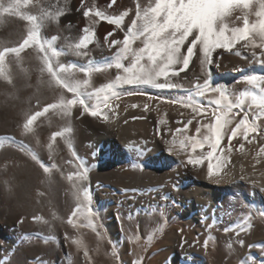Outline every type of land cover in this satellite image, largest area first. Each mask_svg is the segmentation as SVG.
<instances>
[{"label":"bare ground","instance_id":"6f19581e","mask_svg":"<svg viewBox=\"0 0 264 264\" xmlns=\"http://www.w3.org/2000/svg\"><path fill=\"white\" fill-rule=\"evenodd\" d=\"M39 7L38 11L42 13L49 9L66 12L57 23L60 31L54 34L53 42L59 40L62 45L76 46L85 35H91L93 44H101L98 27L101 18L93 15L94 23L87 31L82 24L85 21L81 23L85 12L101 10L100 5L94 8L66 0L45 1ZM5 18L0 21V32L8 27L10 19L6 22L8 17ZM34 23L36 21L32 19L23 21L24 33L20 41L11 36L12 40L4 50V62L8 65L6 78L0 84V121L5 135L0 139V148H5V153L0 154V171L3 172L0 183L6 184L9 193L17 197L19 205L12 211H23L26 205L24 195L29 185L28 205L34 212L29 222L38 228L55 227L79 232L86 226L92 228L89 220L96 218L102 221L103 232L115 238L116 234H122L124 219L138 220L131 239L124 245V264H237L228 259L232 248L224 249L218 240L234 239L238 244L247 237L254 221L264 219V152L260 151L264 148V133H250L247 139L238 133L230 140L231 131L240 122L237 119H242V114H233L235 119L211 159L206 155L211 151L208 145L193 151L189 138L202 139L206 129L202 127L198 134L196 128L219 120L217 113L208 112L211 106L217 108L215 99L219 97V92L211 91V88L224 87L223 82L238 75L246 84V75L254 71L264 84L263 73L247 68L248 62L242 59L239 60L241 69L234 71L237 63L232 64L233 58L225 54L224 49L215 50L211 60L221 53L227 63L203 65L200 63L203 53L197 47L187 70L180 71L179 76L170 75L168 81L163 77L158 81L181 87L161 89L151 85L118 84L114 89L118 95L109 100L112 107L107 110V121L103 119L104 112L100 117L82 115L79 106L74 107L70 115H65L59 108L48 106L58 104L60 99H72L73 94L58 85L44 70L43 53L39 52L38 46L35 43L24 45ZM37 23L42 34L55 28V24L41 16H38ZM192 38L189 36L185 42L182 54H186ZM113 47L115 45L102 52L99 50L97 57L110 58L115 53ZM52 50L60 54L52 57L54 68L63 64L72 69L71 73L61 74L69 83L87 78L80 68L98 69L92 73L89 91L114 82L121 74L115 65L105 67L96 60L93 64L73 53L61 52L55 43L48 49L49 55ZM25 58L29 61L22 62ZM123 63L127 66L128 62ZM180 67L177 65L173 70ZM205 80L210 88L201 96L197 84L203 86ZM225 95L228 96L227 91ZM86 102L95 106L94 100ZM189 102L201 107V113L194 114L184 106ZM226 103L227 100L224 101V110ZM145 105H148L147 109ZM45 108H48L47 112ZM36 113L42 114L37 116L31 131H25L23 125ZM188 120L192 123L188 124ZM249 120L251 122V115ZM57 132L61 135L53 139ZM241 143L244 144L243 151L240 150ZM169 147L173 149L171 153L167 150ZM41 149L46 150L47 156L40 153L33 158L32 155ZM190 156L203 157L202 162L193 166L187 163ZM209 163L213 164L214 172L219 169V175L212 179L207 176ZM44 168L49 171L45 172ZM85 170L87 178L77 179V174ZM69 176L73 179L69 180ZM220 177L223 179L217 184L216 179ZM84 189L88 190L90 201L83 199ZM73 197L77 199L75 204L71 203ZM0 203L3 205L0 212H11L7 200L1 198V192ZM129 205L138 208L127 209ZM89 209L93 213L91 218ZM123 212H126L125 218ZM147 221L150 223L146 225ZM39 236L47 242L56 239V236L45 234ZM257 236L259 248L242 250L239 264H253L255 261L262 264L264 261V237ZM118 239L125 241L126 238L118 236ZM140 240L145 241L146 248L154 243L146 255L138 247L137 241ZM95 255L104 264L120 262L117 253L110 257L103 248Z\"/></svg>","mask_w":264,"mask_h":264},{"label":"snow or ice","instance_id":"6c2138e0","mask_svg":"<svg viewBox=\"0 0 264 264\" xmlns=\"http://www.w3.org/2000/svg\"><path fill=\"white\" fill-rule=\"evenodd\" d=\"M111 3L114 4L115 0H111ZM259 3L261 8L257 13L258 18L254 23L249 22L247 15L244 14L241 17H237V19L243 21L242 26L232 27L231 29L227 25H224L223 22L225 17L232 14V9L209 19L200 11L198 6L190 4L189 0H159L155 7L149 2V6L143 12L137 8L136 18L131 23L130 30L126 34L122 46L118 48L116 53L115 68L121 70V74L116 76L114 82L97 88L94 91H89L91 87L90 80L93 71H98V69L91 67L80 68L79 71L85 73L87 78L82 81L69 83L62 78L61 74L66 72L71 73L72 69L66 68L63 64H58V67L54 68L52 57H58L60 54L52 50L51 55H49L48 49L51 48V44L41 42L40 24L37 23L38 17H30L36 23L33 25V30L28 33V38L24 41V45L31 46L32 43H35L38 46L39 52L43 53L44 70L58 85L73 94L72 99L66 101L60 99L58 104H50L48 108H59L65 115H70L72 109L79 106L82 109V115L90 114L92 117H100L101 113L104 112L103 119L107 121V110H110L112 107L109 104V100L118 95L114 90L116 85H151L161 89L181 87V85L174 83H159L158 81L161 77L165 78V81H168L170 75L179 76L180 71L187 70L194 55V50L198 45L203 53V58L200 61L203 65L212 63L211 57L215 50L224 49L232 51L241 42H243L241 50H247L252 60L254 59L264 64V0H259ZM88 15L89 13L85 12V16ZM96 15L101 19H105L104 14L101 12H97ZM126 15H128L127 12L119 17H108L107 19L110 23L119 26ZM45 18L47 19L46 13ZM194 33L195 35H193ZM110 35L112 33H108L105 39ZM189 36L193 38L187 47L186 54H182V46L188 41ZM91 39V35H85L80 40L79 44L76 45L77 55H88L87 52L79 50L87 49ZM136 41H140L142 46L133 47ZM111 43L119 45L121 42L112 41ZM257 49H259V52H257ZM123 61L128 62L127 66ZM177 65L181 66L180 69L173 70ZM108 67H112V65H108ZM2 71L3 69H0V72ZM245 80L248 85L254 86L255 90L241 91L235 103L225 95L227 89L224 87L210 89L211 91L219 92V97L215 99L218 109L225 108V100L228 101V104L226 110L219 112V120L217 122L214 124H203L196 128L198 134L201 133L202 127L206 129V132L203 133L202 139L189 138L193 151L197 147L208 145L211 151L207 152V158H213L228 130V126L232 124L235 116H241L242 114V119L235 129L231 131L230 140L235 138L238 133L242 134L244 139H247L250 133H255L260 127L255 121L264 117V84H262V78L258 75L249 76ZM197 88L200 89L199 94L203 96L209 90L210 85L205 80L204 85L197 84ZM92 100L95 101L94 107L86 102ZM101 104H103V109L101 108ZM184 106L190 108L194 114L201 113V107L196 104L189 102L185 103ZM144 107L147 109L148 105ZM48 108H45L44 111L47 112ZM233 108L238 109L235 116L232 114ZM253 109L257 110L254 115L252 114ZM41 114L36 113V115L27 119L23 125L25 131H31V126L36 121L37 116ZM250 114L254 117L252 122L249 120ZM161 122L163 123V121ZM191 123L192 120H188V124ZM60 135V132L55 133L53 139ZM181 143L183 144V142ZM167 150L169 153L173 151L171 147ZM240 150H244L243 143L240 144ZM260 151L264 152V148H261ZM202 159L203 157L190 156L187 163L196 166L202 162ZM44 171L47 172L49 169L44 168ZM214 175H219V169L214 172L213 164L209 163L207 166V176L209 179H212ZM76 178L86 179V170L85 172L78 173ZM68 179L71 180L73 177L69 176ZM222 179L223 177L216 179V183L219 184ZM83 199L85 201H90L91 199L87 189L83 191ZM88 215L89 218L93 215L91 209L88 210ZM85 256H87V252H85ZM262 264H264V261H262Z\"/></svg>","mask_w":264,"mask_h":264},{"label":"rangeland","instance_id":"374dc122","mask_svg":"<svg viewBox=\"0 0 264 264\" xmlns=\"http://www.w3.org/2000/svg\"><path fill=\"white\" fill-rule=\"evenodd\" d=\"M14 1L16 2V0H6V1L0 0V4H1L0 21L3 17L4 18L8 17L6 22H8V20L10 19L6 30L3 32H0V48H1L0 49V65H1L0 69H3V71L0 72V84H2V82L6 78V72H7L6 69H8V65L5 64L4 62L5 61L4 53L6 51V46L9 42H11L12 40L11 36H14L16 41H20L21 39L20 37L24 33L23 28H22L23 21L26 19H30V17H34L35 15V17L41 16L43 20L47 22L50 21L51 23L55 24V28L50 29L45 34H42L41 30L39 29L41 42H45L46 44H51L54 40L53 39L54 34L60 31L59 30L60 28L58 27L57 23L60 17H62L66 13V12H61L58 10L55 11L53 9L52 10L49 9L43 13L40 12V10L38 11V9L40 8L39 6H41L42 3H45V1L48 2V1H66V0H36V1L35 0H23L24 1L23 3L21 2V0H17L16 4L18 7L17 6L15 7L16 4L14 3ZM74 1L82 5L92 6L94 8H95V5L101 6L102 8L101 10H97V11L93 10L94 12L89 11L88 13L90 15L85 16V18L81 21V23L85 21L82 24H85V29L88 30V28L92 25V23H94L93 19H94L96 12H101L104 14L105 19H101L98 22V25H99L98 27L100 29V36H101V44L95 45L93 44V42H91L89 44V47H87V49H80L79 51L81 52L88 51L87 52L88 55L86 56L77 55L76 46L71 45V44L62 45L61 42H58L59 40L53 42L51 44V48L53 44L55 43L57 49H59V51L61 52L73 53L77 58L85 60L86 62H89V63H93V62L96 63L97 61V63L99 64L101 63L105 64L103 65L105 67H107L108 65H112V66L115 65L116 53L118 51V48L122 46V42L126 34L128 33V31L130 30L131 23L136 18L137 8H139L141 12H143V10L149 6V2L152 3L153 7H155L156 4L159 2V0H115V3L113 4L111 3V0H74ZM12 2L13 4H11ZM26 3H28L29 5ZM189 3L198 6L200 11L209 19L217 16L218 14L228 11L229 9H232V14L230 16L225 17L224 22H223L224 25H227L229 29H231L232 27L242 26L243 21L237 19V17H241L244 14L247 15L249 22L254 23L258 18L257 13L261 8L259 0H189ZM23 4L24 6L26 5L27 6L24 7ZM5 9L6 10L8 9V10L4 11ZM13 9L15 10L13 13H11ZM19 9H21L24 13H22V11ZM34 10L35 12H33ZM20 12H21V15H20ZM125 12H127L128 15L124 16V19L119 26L110 23L109 20L107 19L108 17H119L123 15ZM45 13L47 14V19L45 18ZM108 33H112V35L107 36V39H105ZM43 35L45 36L44 38L42 37ZM112 41H120L121 43L119 45H115L111 43ZM242 43L243 42H241L240 44H237L232 49V51H227L225 53V54H228L231 58H233L231 59L232 60L231 62L233 65L237 63L235 64L236 66L234 65L236 67V69L234 68V71L235 70L238 71L241 69L239 65V60L242 59L248 62L246 66L247 68L254 69V70L258 69L264 75V64H261L255 61L254 59L252 60L250 58V53L247 50H241ZM111 45H115V47H113V49L115 50L114 51L115 53L112 56H110V58L102 59L100 55H98L97 57L98 52L104 51ZM137 46H142L140 44V41H136L135 44L133 45V47H137ZM197 47H199V45ZM1 50L2 51L5 50L3 54H1L2 52ZM257 52H259V49H257ZM26 60L27 58L23 59L22 62L29 61V60L28 61ZM225 62L227 63L225 59L223 61V55L221 53H217L212 59L213 65H220ZM253 74L255 75V71L251 72L250 74L246 76L249 77V75L252 76ZM240 77L241 76L238 75L236 78L230 81L223 82L225 89H227V94L229 96V99H231L233 103L236 102V98L239 96V93L241 91H245L246 88H250L251 90L254 89V86H251V85L247 86V83L244 84L243 80ZM227 104H228V101L226 103V106ZM245 107H247V105H245ZM223 110L224 109H218L212 106L208 108V112L210 114L217 113L219 115V112ZM233 110L234 111H232V114L235 115L236 110L238 111V109L233 108ZM256 111H257L256 109H253L252 114L254 115ZM251 117H252V120H251L252 122L254 120V117L252 115ZM237 121H240V119H237ZM255 123L260 125V127L257 129V132L264 133V117H261L260 120L255 121ZM1 125H2V122L0 121V127H1L0 131L2 132L3 125L2 126ZM1 132H0V139L4 138L5 136L4 132L2 133ZM4 153H5V148L4 147L0 148V154H4ZM40 153L42 156H45V157L48 154L45 149H41L38 153H34L32 155L33 158H36L38 154ZM0 174H3V172L0 171ZM27 188L28 189H26V195H24L26 199V205L23 207L24 208L23 211L21 213H14L13 208L14 207L16 208L19 205L17 201V197L9 193V189L7 188L6 184L0 183L1 198L6 199L11 208L10 209L11 212H5V213L0 212V264H53V263L54 264H104V263L99 262L97 258L98 256L95 255V252L98 250H102V248H103V251L108 256L112 257L114 256V254L117 253L118 259H120L119 263L117 261L116 263H114L113 261H109L108 264H124L122 254L126 249L125 242L131 239L132 234H133L132 232L133 228L138 223L137 222L138 220L137 221H134V220L126 221V219H124L122 222L123 224V230L121 231L122 234H119V233L116 234L117 237L115 238H113L112 236L108 237V234L103 232L102 221L99 219L96 220V218H91L89 220L90 225L93 226L92 228H89L86 226L79 232H75L72 230H66V229L65 231L62 228H55V227L47 228V229L38 228L29 222L31 214H33L34 212L32 211V209H30L28 205V201H29L28 195L30 194L29 193L30 186L28 185ZM12 197L14 199H12ZM71 203L72 204L77 203V199L73 197L71 200ZM2 206L3 205L1 204L0 208H2ZM137 208L138 206L129 205L127 209L133 210ZM15 214L16 215L18 214V215L16 216ZM123 217L124 218L126 217V212H123ZM147 223L149 224L150 221H147L146 225ZM231 230H228V232H230ZM248 232L249 233L247 237L242 239L243 243H241L242 241L241 240L240 243H238L239 245L237 244V240L235 241L234 239L229 240L228 238L227 239L220 238L218 240L219 245H222L224 249L232 248L228 254L229 261H232V262L236 261L235 263L239 264L240 253L242 250H245L248 247L249 249L259 248L260 245L257 244L258 242L255 237L257 235L264 237V219L254 221ZM40 234H45L46 236H52V237L56 236V239H53L52 241L50 240V242L43 241L39 238ZM118 236H124L126 238L125 241L119 240ZM117 243L119 244V246L117 245ZM101 244H103L104 246L107 245V247H104ZM137 244L144 255H146L148 251L154 245V243H152L151 245H149L148 248H146L145 241H142V240L137 241ZM235 244H237L238 247L235 248ZM85 252H87V256H85ZM51 254L53 256H51ZM49 257H51V259ZM48 258L50 259V262L48 261L49 260ZM253 264H257V261H255V263Z\"/></svg>","mask_w":264,"mask_h":264}]
</instances>
